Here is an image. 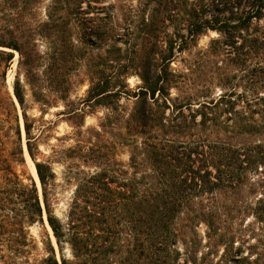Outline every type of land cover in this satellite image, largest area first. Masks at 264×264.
Segmentation results:
<instances>
[{
	"label": "trees",
	"instance_id": "obj_1",
	"mask_svg": "<svg viewBox=\"0 0 264 264\" xmlns=\"http://www.w3.org/2000/svg\"><path fill=\"white\" fill-rule=\"evenodd\" d=\"M42 2L0 0L3 264L22 257L27 264H135L134 252L141 264H178L179 221L184 216L192 223L212 220L214 214L194 207L201 196L218 191L261 190L249 210L264 224V0H142L144 12L157 6L143 22L145 35L159 39L157 34H166L159 40L160 62L152 60L156 43L148 52L141 48L145 60L121 66L117 78L92 77L87 96L78 102L70 101L73 82L56 78L58 71L68 76L78 71L81 55L74 33L100 47L118 42L120 28L112 27L108 36L106 26L91 16L104 13L103 0H50L46 21L38 23L35 34L51 51L40 74L44 58L35 40L16 25H27V14ZM183 10L185 18L177 14L170 20L168 13ZM210 31L219 35L207 52L210 85L191 87L170 63ZM9 51L20 54L19 70L43 116L59 101L65 105L58 115L67 116L74 133L58 141L71 139V145H55L48 156L40 151L51 128H43L44 117L28 115L21 74L13 85L18 104L10 93L6 82L14 54ZM215 57H222V66ZM130 70L142 81L134 92L123 81ZM213 87L220 89L217 97L210 96ZM173 89L180 95L171 99ZM124 98L135 99L126 116ZM97 108L108 111L104 122L99 129L84 130L87 115ZM114 132L115 139L110 137ZM120 147L129 154L128 164L119 158ZM27 156L40 187L27 176ZM63 194L69 197L59 210ZM37 224L49 226L56 246L49 236L40 246L30 233Z\"/></svg>",
	"mask_w": 264,
	"mask_h": 264
},
{
	"label": "rangeland",
	"instance_id": "obj_2",
	"mask_svg": "<svg viewBox=\"0 0 264 264\" xmlns=\"http://www.w3.org/2000/svg\"><path fill=\"white\" fill-rule=\"evenodd\" d=\"M49 2L50 0H43L34 12L27 14V25L22 23L16 25L19 31L25 33V36L29 35L31 37V41L35 40L36 49L39 55L44 58L40 64V74L46 70L48 54L51 51L50 46L35 34L38 31V23L46 21V6ZM102 6L106 7L104 13L91 16L99 18L98 22L106 26L108 36L113 35L112 27L116 29L120 28V37L118 42L108 41L103 46L94 47L84 43L79 31L74 33V39L81 55L78 71L75 75L69 76L64 71L56 73V78L58 77L59 79L57 81L60 82V80L67 77V79L73 82L70 94V101L73 102H78L87 96L92 77L112 76L117 78L121 75V66H132L145 60L147 58L146 53L138 52L141 48H144L148 52L151 45L156 43L155 49L157 53L156 55H152V60H154L155 65H158L160 62L162 41L159 40H163L166 34H157V37H160L159 39L148 37L145 35L146 28L143 26L144 20H148L152 9L157 6L146 7L145 12L142 0H103ZM177 14H179L178 19L185 18V11L183 10L182 12L168 13L170 20H176ZM169 23L166 22V24ZM167 31L169 35L173 34V28L171 27ZM218 38L219 35L216 32L210 31L192 43L184 53H176L170 63L172 71H175L177 75H181L182 80L191 87L209 86L211 79L210 74H208L210 65L208 64L207 52L211 42ZM119 49H121L120 52ZM9 52L14 54L6 82L10 93L14 97L13 85L17 75L21 74V80L25 86L27 101L30 107L28 115L36 120H41L44 117L42 119L45 122L42 123L43 128H51L49 132L50 137L41 145L40 151L48 156L55 145H71L73 143L71 139L66 141L65 144L58 141V139L65 137L71 138L74 133L73 127L66 121L67 116L58 115L64 112L65 105L59 101L57 105L51 107L43 116L39 106L33 103L31 87L25 83L23 71L19 70L20 54L17 51ZM117 58L120 59V62L115 61ZM214 59L215 62L220 63L222 57H215ZM220 66H222L221 63ZM129 73L127 78L124 76L123 81L127 80L129 90L133 92L137 91L138 87L142 86V81L136 72L131 71ZM219 92L220 89L218 87H213L210 96L217 97ZM47 93L54 95L49 90H47ZM171 93V99L177 98L180 95L175 89ZM134 102L135 99H122V112L125 116L132 112ZM18 110L23 127L20 107H18ZM92 112L93 114H88L86 117L84 130L99 129V125L104 122L108 114V111L104 108H97ZM38 124H40V121ZM119 124L121 125V123ZM120 125H118L119 128ZM22 133L24 147H26L24 130ZM115 135H118V133L114 132L110 137L115 139ZM2 154L3 152L0 150V160ZM119 158L125 164H128L129 154L126 149L119 148ZM33 167L34 164L27 156V176L33 177L40 187L38 178L36 180L34 175ZM56 169L57 172L61 170L60 167H56ZM258 178V176L254 177L256 181H258ZM262 193L261 190L252 192L248 188H244L233 192L218 191L212 195L201 196L196 202L194 210H202L207 214H214V218L209 221L206 219L204 222L192 223L190 218L184 216L179 221L177 225L180 233L178 244L180 258L178 264H264V224L258 222L249 210L251 207L257 205L258 200L262 197ZM68 197L69 195L67 194L62 195L59 210L66 208L65 204ZM59 210L58 213L60 214ZM30 233L40 244L42 240H45L49 236L56 246L55 238L47 225L43 227L37 224L31 227ZM133 244L136 247L138 245L137 242ZM133 255L136 261L135 264H141L139 253L134 252ZM26 261H28L27 257L17 258L13 264H27ZM0 264H3L2 260H0Z\"/></svg>",
	"mask_w": 264,
	"mask_h": 264
},
{
	"label": "water",
	"instance_id": "obj_3",
	"mask_svg": "<svg viewBox=\"0 0 264 264\" xmlns=\"http://www.w3.org/2000/svg\"><path fill=\"white\" fill-rule=\"evenodd\" d=\"M14 95V94H13ZM14 99H15V101H16V103H17V100H16V98H15V96H14ZM18 104V103H17ZM26 151H27V148H26ZM35 167V166H34ZM35 171H36V168H35ZM36 174H37V172H36ZM38 177V176H37ZM38 183H40L39 182V178H38ZM49 227V226H48Z\"/></svg>",
	"mask_w": 264,
	"mask_h": 264
},
{
	"label": "bare ground",
	"instance_id": "obj_4",
	"mask_svg": "<svg viewBox=\"0 0 264 264\" xmlns=\"http://www.w3.org/2000/svg\"><path fill=\"white\" fill-rule=\"evenodd\" d=\"M33 172H34V175H35V177H36V180H37V174H36V171H35V167H33Z\"/></svg>",
	"mask_w": 264,
	"mask_h": 264
}]
</instances>
